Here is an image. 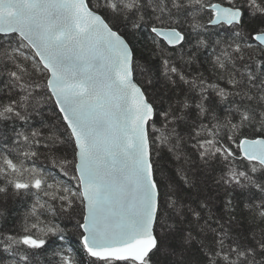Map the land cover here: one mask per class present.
I'll return each instance as SVG.
<instances>
[{"label":"snow or ice","instance_id":"1","mask_svg":"<svg viewBox=\"0 0 264 264\" xmlns=\"http://www.w3.org/2000/svg\"><path fill=\"white\" fill-rule=\"evenodd\" d=\"M0 264H264V0H0Z\"/></svg>","mask_w":264,"mask_h":264}]
</instances>
